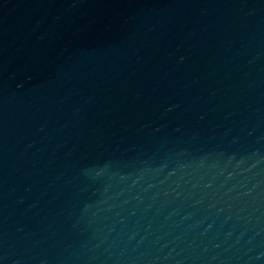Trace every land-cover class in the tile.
<instances>
[{
    "label": "water",
    "instance_id": "1",
    "mask_svg": "<svg viewBox=\"0 0 264 264\" xmlns=\"http://www.w3.org/2000/svg\"><path fill=\"white\" fill-rule=\"evenodd\" d=\"M0 264H264V0H0Z\"/></svg>",
    "mask_w": 264,
    "mask_h": 264
}]
</instances>
